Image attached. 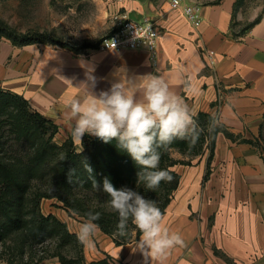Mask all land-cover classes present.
Segmentation results:
<instances>
[{
  "label": "crops",
  "instance_id": "0c3cea01",
  "mask_svg": "<svg viewBox=\"0 0 264 264\" xmlns=\"http://www.w3.org/2000/svg\"><path fill=\"white\" fill-rule=\"evenodd\" d=\"M186 1L200 5V26L173 9L169 0H113L111 4L116 24L124 17L156 21L160 37L155 64L145 50L96 48L76 53L59 45L17 46L0 37V89L23 96L33 109L54 121L59 127L55 140L62 143L73 139L69 101L91 98L82 60L95 68L97 95L117 80L163 76L194 116L205 112L216 117L217 124L237 139L220 131L210 162L206 150L192 166H176L181 181L163 214L162 227L179 233L184 245L171 250L165 264H226L215 249L235 264H264V152L240 142L264 137V4L241 32L235 19L242 11V0ZM43 212L54 214L73 234L83 222L53 199L43 200ZM137 240L117 245L99 228L92 245H84L86 261L110 257L111 264H143ZM39 264L61 263L53 257Z\"/></svg>",
  "mask_w": 264,
  "mask_h": 264
},
{
  "label": "trees",
  "instance_id": "16d2710c",
  "mask_svg": "<svg viewBox=\"0 0 264 264\" xmlns=\"http://www.w3.org/2000/svg\"><path fill=\"white\" fill-rule=\"evenodd\" d=\"M243 31L244 29L241 32ZM0 37L10 39L17 46L33 43L59 45L76 53L99 46V43H84L81 47L74 48L63 43L53 32L36 29L19 32L2 21ZM194 119L199 128L195 146L189 148L187 140H176L167 150L161 149L159 169L169 171L173 180L161 182L158 189L150 191L145 189L143 183H136V173L141 169L127 153L116 147V141L106 144L85 134L81 150L72 138L58 143L55 136L59 127L54 121L33 109L23 96L0 89V240L10 234L20 233L24 245L36 252L38 248L54 241V251L43 249V255L36 260V264L53 257H57L61 264H111L110 257L88 263L84 245L79 242L77 235L71 233L67 224L54 214L45 215L42 212L43 200L58 199L71 216L74 212L83 211L100 213V219L96 223L102 231L113 237L117 245L138 239L140 233L131 222L128 225V235L118 236V214L107 211L100 205L96 208L88 205V201L92 199L88 196L89 193L98 200L100 197L99 202L109 199L105 193L93 188V177L101 184L108 177L117 188L127 186L137 190L146 198L155 200L164 214L181 181V175L172 167L177 164L193 165L191 160L174 159L171 151L177 150L193 159L209 150L210 162L218 132L223 131L227 137L237 140L217 124L216 117L208 113L200 112ZM240 142L252 144L264 152L263 135L255 140L241 139ZM87 163L93 169L92 174L86 170ZM207 175L208 172L206 177ZM80 196L83 199H79ZM69 244H72L76 254L72 251L62 252ZM0 261L13 264L10 258L2 260L0 256Z\"/></svg>",
  "mask_w": 264,
  "mask_h": 264
},
{
  "label": "clouds",
  "instance_id": "9594fccd",
  "mask_svg": "<svg viewBox=\"0 0 264 264\" xmlns=\"http://www.w3.org/2000/svg\"><path fill=\"white\" fill-rule=\"evenodd\" d=\"M80 67L91 98H73L67 105L74 122V141L82 144L85 134L106 144L116 141V147L140 167L136 183H143L146 190L155 191L161 182H171L169 171L159 169L161 149L167 150L176 140H187L191 148L199 137L198 124L188 105L163 76L155 74L117 80L97 95L93 91L97 83L95 68L83 60ZM86 170L93 173L88 163ZM92 186L108 196V207L118 214V236L128 235L129 222L138 229L136 251L142 255L143 264H165L171 250L184 245L179 233L162 227L163 213L155 200L127 186L117 188L108 177L102 184L93 177ZM99 219L98 212L86 214L76 232L81 244L92 245Z\"/></svg>",
  "mask_w": 264,
  "mask_h": 264
},
{
  "label": "rangeland",
  "instance_id": "374dc122",
  "mask_svg": "<svg viewBox=\"0 0 264 264\" xmlns=\"http://www.w3.org/2000/svg\"><path fill=\"white\" fill-rule=\"evenodd\" d=\"M241 2L242 11L235 19L237 30H242L250 22L258 7L264 4V0H242ZM112 3L113 0H0V21L19 32H26L29 29L53 32L63 43L79 48L84 43H100L102 38L109 35L117 27L116 13L111 6ZM171 154L174 159L191 160L192 163L198 158L192 159L177 150H172ZM181 165L183 164H177L172 169L177 171L176 168ZM89 194L88 196L92 199L88 201V205H92V208L100 205L105 210L114 212L108 207L107 201L99 202L100 197L98 200L94 198L92 193ZM79 199H83V197L80 196ZM53 200L60 203L64 208L61 201ZM41 208L43 212V202ZM86 209L88 210L89 206ZM87 213L88 211L74 212L73 217L84 220ZM1 221L0 219V223ZM133 233L135 234V231ZM21 238V234L16 233L0 240L2 260L10 258L13 264H36V260L43 255V249L52 252L56 247L55 242L52 241L51 244L47 243L38 248L37 252L31 251L28 246L24 245ZM71 251L76 254V251L72 249V244H69L62 252ZM215 254L226 264H235L220 250L215 249Z\"/></svg>",
  "mask_w": 264,
  "mask_h": 264
},
{
  "label": "built area",
  "instance_id": "2783aa9c",
  "mask_svg": "<svg viewBox=\"0 0 264 264\" xmlns=\"http://www.w3.org/2000/svg\"><path fill=\"white\" fill-rule=\"evenodd\" d=\"M169 2L173 9L181 10L191 24L201 25L202 16L199 4L186 0H169ZM159 37L160 32L156 21L150 18L134 20L124 17L109 35L101 39L98 48L103 51L145 50L155 64L158 56ZM209 58L214 62L212 54H209Z\"/></svg>",
  "mask_w": 264,
  "mask_h": 264
}]
</instances>
